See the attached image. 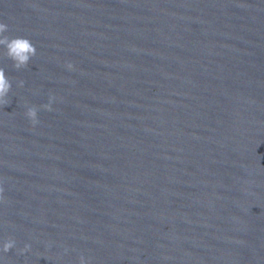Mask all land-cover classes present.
I'll use <instances>...</instances> for the list:
<instances>
[{
  "label": "water",
  "instance_id": "1",
  "mask_svg": "<svg viewBox=\"0 0 264 264\" xmlns=\"http://www.w3.org/2000/svg\"><path fill=\"white\" fill-rule=\"evenodd\" d=\"M0 22L36 48L15 70L0 47V264H264V0H0Z\"/></svg>",
  "mask_w": 264,
  "mask_h": 264
},
{
  "label": "clouds",
  "instance_id": "2",
  "mask_svg": "<svg viewBox=\"0 0 264 264\" xmlns=\"http://www.w3.org/2000/svg\"><path fill=\"white\" fill-rule=\"evenodd\" d=\"M7 31L8 26L3 22H0V47L5 50L4 56L13 62V67L15 70L26 68L31 58L36 55V48L27 38H10L9 36L5 35ZM67 68L71 71L73 70V65L68 63ZM20 86H23V81L20 82ZM11 87L12 85L10 79L6 77L4 69L0 68V107H5L10 103L8 95L10 93ZM54 99L55 97L50 96L49 103L43 105L42 107L47 111H51V104ZM25 116L30 120L33 126L39 123L37 119V109L35 106L28 107ZM3 192L4 189L0 187V200H3ZM15 243L16 242L13 239H8L3 244L2 251L4 253H8L15 247ZM29 251L30 245H25V247L20 250L21 254ZM79 264H88V262H86L84 257L81 256L79 259Z\"/></svg>",
  "mask_w": 264,
  "mask_h": 264
}]
</instances>
